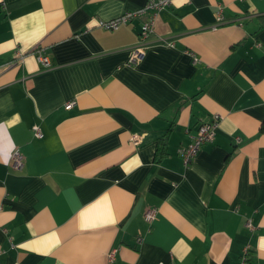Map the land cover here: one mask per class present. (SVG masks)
I'll return each instance as SVG.
<instances>
[{
    "label": "crops",
    "instance_id": "1",
    "mask_svg": "<svg viewBox=\"0 0 264 264\" xmlns=\"http://www.w3.org/2000/svg\"><path fill=\"white\" fill-rule=\"evenodd\" d=\"M147 1L0 0V264H264V0Z\"/></svg>",
    "mask_w": 264,
    "mask_h": 264
},
{
    "label": "built area",
    "instance_id": "2",
    "mask_svg": "<svg viewBox=\"0 0 264 264\" xmlns=\"http://www.w3.org/2000/svg\"><path fill=\"white\" fill-rule=\"evenodd\" d=\"M172 1L173 0H148L144 6L138 9L128 10L116 17L107 20L99 19L98 25L106 29H117L123 24H128L137 18L144 17L140 32V42L134 48L131 57V62H137L138 60H141L144 57L147 46H149L146 38H148L154 32L155 19L157 13L162 9H164L165 7H168L172 3ZM217 20H218L217 25L225 21L222 15L221 6L219 7L217 13ZM168 44H171V42H169ZM37 59L45 67H49L51 65L50 57L41 49L38 50ZM73 104H74L73 101H68L66 103V107L71 108ZM218 124H219L218 115H215L209 122L202 123L198 127L197 131L194 134H191L190 143L179 150V154L182 157L183 163L186 167L190 164L192 159L195 157V155L204 145L213 142ZM35 135L41 137L42 132L39 129H37L35 130ZM141 141H142V136L139 134L134 135L132 138V142L135 145H139ZM12 161L15 167L20 168L23 165L24 156L18 149H16L13 152ZM156 212H157L156 208L148 209L145 212L146 220L153 221V219L156 216ZM248 224L250 225V221L248 222ZM249 251H250V245H247L242 252L241 259L238 264H249V260H248L250 253ZM115 253L116 250H112L109 253V260L114 258Z\"/></svg>",
    "mask_w": 264,
    "mask_h": 264
}]
</instances>
